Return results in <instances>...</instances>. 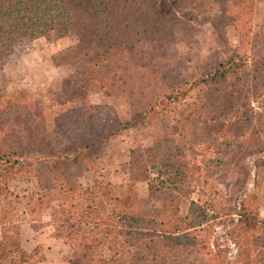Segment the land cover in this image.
Returning a JSON list of instances; mask_svg holds the SVG:
<instances>
[{
    "label": "trees",
    "instance_id": "trees-1",
    "mask_svg": "<svg viewBox=\"0 0 264 264\" xmlns=\"http://www.w3.org/2000/svg\"><path fill=\"white\" fill-rule=\"evenodd\" d=\"M161 1L0 0V36L34 26L80 35L53 56L73 70L59 90L25 102L0 95V197L16 177L35 178L34 196L53 207L51 221L73 264H264L259 199L246 193L253 168L264 170V31L252 28L256 0H178L175 20L159 12ZM196 11L212 14L221 44L204 57L192 46ZM93 94L122 100L126 115L90 102ZM144 124L157 127L151 153L130 150L120 186L81 182L112 138ZM32 259L20 224L0 206V264Z\"/></svg>",
    "mask_w": 264,
    "mask_h": 264
},
{
    "label": "rangeland",
    "instance_id": "rangeland-1",
    "mask_svg": "<svg viewBox=\"0 0 264 264\" xmlns=\"http://www.w3.org/2000/svg\"><path fill=\"white\" fill-rule=\"evenodd\" d=\"M179 4L181 2L178 0H162L158 10L169 20H175L181 17ZM194 15L191 25L197 29V34L192 46L195 52L204 57L210 48H221V44L208 21L212 14L196 11ZM252 28L254 31H264V0H256ZM227 33L229 42L233 46H238L239 41L233 27H228ZM79 40L80 35L59 37L56 33L47 34L41 26L14 30L1 35L0 95L15 94L25 102L29 95L59 90L63 80L73 70L66 65H55L53 56ZM196 94V90L192 91L187 101H191ZM89 101L111 105L121 117L127 113V106L122 100L93 94ZM24 113L26 117L30 116L29 108L26 106ZM156 130L157 127L144 124L127 129L122 135L112 138L104 148L97 170L82 178L81 182L98 180L112 186H120L125 180L130 150L139 147L147 154L151 153L152 135ZM36 192L35 178L16 177L9 182V194L0 197V206L10 210L14 220L20 224L23 245L33 257L31 264H73V253L61 236L62 230L51 221L53 207L46 208L41 205L34 196ZM138 192L141 197L147 196L148 186L145 182L138 185ZM246 193H254L259 199V218L262 222L264 245V170L257 171L253 168L252 179ZM215 228L217 234L214 236L223 241L224 231L220 226ZM227 244L231 247V255L234 257L236 247L231 242ZM260 259L264 262V246Z\"/></svg>",
    "mask_w": 264,
    "mask_h": 264
}]
</instances>
